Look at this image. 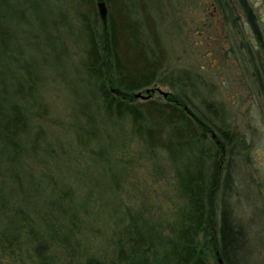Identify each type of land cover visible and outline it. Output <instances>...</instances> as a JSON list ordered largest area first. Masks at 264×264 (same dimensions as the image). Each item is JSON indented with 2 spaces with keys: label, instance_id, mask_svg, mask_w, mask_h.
<instances>
[{
  "label": "rangeland",
  "instance_id": "rangeland-1",
  "mask_svg": "<svg viewBox=\"0 0 264 264\" xmlns=\"http://www.w3.org/2000/svg\"><path fill=\"white\" fill-rule=\"evenodd\" d=\"M109 1L113 14L124 5L151 49L156 39L164 75L186 73V111L208 119V102L219 111L208 139L223 130L230 140L219 158L242 234L235 264H264V0H248L261 42L237 0H223V11L217 0ZM98 2L0 0V122L15 106L23 115L14 153L0 139V264H125L117 253L132 224L171 257L181 231L180 177L193 153L174 148L173 159L151 149L128 115H105L84 69L81 14L92 20L95 9L102 22ZM137 92L148 98L136 103L173 102L176 93L158 82Z\"/></svg>",
  "mask_w": 264,
  "mask_h": 264
},
{
  "label": "trees",
  "instance_id": "trees-1",
  "mask_svg": "<svg viewBox=\"0 0 264 264\" xmlns=\"http://www.w3.org/2000/svg\"><path fill=\"white\" fill-rule=\"evenodd\" d=\"M78 1L84 6L91 3V0ZM96 1L109 4V12L105 25L98 22L95 9H89L93 15L92 20L86 13L81 14L88 47L84 69L98 93L105 115L109 119H120L128 115L132 120L133 131L146 141L151 149L163 148L173 158L174 148H185L193 153L194 160L180 177V186L187 205L182 213L183 225L179 236L176 235V244L168 243L172 246L171 257L168 253L162 255L158 247L154 246V242L149 241L151 236L144 229L141 230L132 224V237L126 247L119 248L118 262L210 264V261L214 260L215 264H220V259L221 264H235L242 234L232 222L229 210V171L227 166L220 168L225 145L223 140L228 145L230 140L225 131L220 129L217 131L223 134V139L216 138L214 143L208 139L209 131L215 127L210 118L216 120L214 115L219 111L208 102L205 103L206 109L210 111L207 113L208 119L201 113L194 114V117L188 113L184 107L186 103L183 96V90L189 86L186 73L185 76L164 75L163 56L158 50L159 47L157 48L156 39H152L156 50L151 49L140 34L141 25L136 22L128 23L123 4L118 5L113 14L109 0ZM217 2L222 10L223 0ZM237 2L244 11L256 39L261 42L253 8L248 0ZM154 82L170 85L176 91L175 100L136 103L134 91L147 88ZM14 109L13 117L9 118L8 115L9 117L0 122V139L12 142L13 153L17 148L16 133L23 126V115L18 111L21 109L18 106ZM223 171L225 172L222 174ZM37 241L39 242L36 252L42 257L41 251L44 250L46 241L40 237ZM86 264L105 263L91 257L87 259Z\"/></svg>",
  "mask_w": 264,
  "mask_h": 264
},
{
  "label": "water",
  "instance_id": "water-1",
  "mask_svg": "<svg viewBox=\"0 0 264 264\" xmlns=\"http://www.w3.org/2000/svg\"><path fill=\"white\" fill-rule=\"evenodd\" d=\"M97 4H98V14L100 15L102 24L105 25L106 22H107V17H108L106 5L103 2H101V1H99ZM146 92L147 93L148 92H153V90L146 89ZM165 96H167V93H165V94L163 93V97H165ZM134 97L135 98H141L143 100L148 98V96H145V95L143 96L140 92L135 93ZM213 136H214V134H213ZM219 263H221L220 259H219Z\"/></svg>",
  "mask_w": 264,
  "mask_h": 264
}]
</instances>
